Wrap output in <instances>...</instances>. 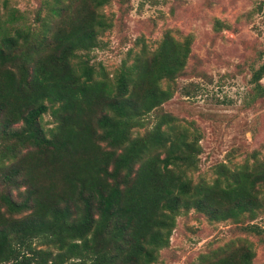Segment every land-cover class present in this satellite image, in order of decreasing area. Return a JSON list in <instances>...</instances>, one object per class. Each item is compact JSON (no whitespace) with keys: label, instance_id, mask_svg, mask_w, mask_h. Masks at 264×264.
<instances>
[{"label":"trees","instance_id":"trees-1","mask_svg":"<svg viewBox=\"0 0 264 264\" xmlns=\"http://www.w3.org/2000/svg\"><path fill=\"white\" fill-rule=\"evenodd\" d=\"M66 1L35 12L40 32L25 24L0 29V264H154L182 212L254 220L264 161L225 172L211 186L193 184L187 173L201 150L185 132L175 136L173 116H156L151 130L132 137L172 97L161 82L183 70L188 40L164 37L151 58L122 63L110 81L77 54L96 48L98 33L110 27L99 14L110 0H90L83 20L65 14ZM21 19L12 10L7 24ZM261 57L255 84L264 76ZM47 113L54 126L46 129ZM218 252L226 254L199 264L254 257L243 247Z\"/></svg>","mask_w":264,"mask_h":264},{"label":"rangeland","instance_id":"rangeland-1","mask_svg":"<svg viewBox=\"0 0 264 264\" xmlns=\"http://www.w3.org/2000/svg\"><path fill=\"white\" fill-rule=\"evenodd\" d=\"M55 1L0 0V29L25 24L40 32L35 12ZM64 6L65 14L83 20L92 3L83 0L74 6L67 0ZM12 10L23 19L8 26ZM99 14L110 27L98 33L96 48L77 54L97 73L103 69L110 81L122 63L130 66L137 57L151 58L166 36L189 42L183 70L173 81L161 82L162 89L170 86L172 97L146 116L132 137L151 130L156 116H173L175 136L185 132L201 150L196 167L187 173L193 184L211 186L222 182L225 172L264 161V76L258 85L251 81L252 70L263 62L264 0H110ZM46 22L56 26L55 20ZM41 124L46 129L54 126L50 114L43 115ZM259 189L261 207L254 220L246 214L238 221H215L194 210L182 212L169 246L154 264H199L202 256L222 257L226 252L218 250L224 247L248 248L254 256L251 264H264V185ZM251 225L261 231L244 229Z\"/></svg>","mask_w":264,"mask_h":264}]
</instances>
